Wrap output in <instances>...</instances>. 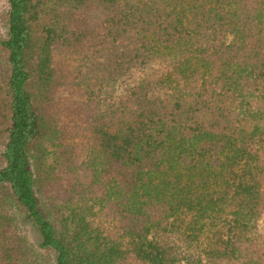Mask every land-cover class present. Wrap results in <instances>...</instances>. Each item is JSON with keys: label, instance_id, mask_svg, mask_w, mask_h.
Wrapping results in <instances>:
<instances>
[{"label": "trees", "instance_id": "trees-1", "mask_svg": "<svg viewBox=\"0 0 264 264\" xmlns=\"http://www.w3.org/2000/svg\"><path fill=\"white\" fill-rule=\"evenodd\" d=\"M263 207L264 0H0V264H264Z\"/></svg>", "mask_w": 264, "mask_h": 264}, {"label": "rangeland", "instance_id": "rangeland-1", "mask_svg": "<svg viewBox=\"0 0 264 264\" xmlns=\"http://www.w3.org/2000/svg\"><path fill=\"white\" fill-rule=\"evenodd\" d=\"M255 221H256L255 223L257 227L255 229L256 234L260 238L261 242H263L262 246L264 247V207L259 212V216L257 217V220L255 219ZM222 226H223V223L221 222V220L215 221L213 226L209 225V223L205 225V228H204L205 230L203 232L201 239H202V244H203L202 246L206 248L205 249L206 251L213 249L215 246L221 243V242L218 243V241H220L224 237L225 232H226L225 228H223ZM21 228L23 229V231L27 233L31 241L36 242L37 234L31 228L30 225L21 226ZM202 263H204V261H202ZM182 264H189V263L182 262Z\"/></svg>", "mask_w": 264, "mask_h": 264}]
</instances>
